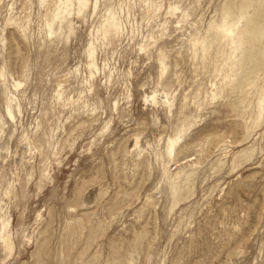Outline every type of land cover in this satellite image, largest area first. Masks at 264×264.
<instances>
[{
  "label": "clouds",
  "instance_id": "9594fccd",
  "mask_svg": "<svg viewBox=\"0 0 264 264\" xmlns=\"http://www.w3.org/2000/svg\"><path fill=\"white\" fill-rule=\"evenodd\" d=\"M214 3L60 0L57 4L38 0L45 15L40 17L36 39L42 50L57 49L59 63L53 69L47 56H42L35 66L26 65L22 73L15 74L0 65V142L6 135L9 141L0 148L4 154L0 163L8 165L16 158L11 144L22 133L18 143L27 149L24 155L29 166L24 178L30 187L43 181L47 184L35 188L31 216L27 211L18 213L6 203L20 183L18 173H12L14 179L0 198V264H127L126 258L112 255L114 236L124 233L130 238L128 226L135 225L138 216L141 224L152 217L160 227L175 224L174 232L185 221L186 227L194 229L193 206L204 204L209 190L217 185L224 192H238L245 204L242 217H264V34L259 38L257 66L246 71L247 52L241 35L246 17L225 27L226 20L217 19ZM22 35L24 43L32 46L33 34L26 25ZM6 43L0 37V59ZM217 43L228 51L217 53ZM242 76L246 86L237 116L241 133L222 152L220 147L215 149L221 152L219 156L204 159V153L197 150L178 160L185 133L167 139L159 136L154 148L149 144L143 150L153 149L159 178L142 183L137 175L134 179L121 177L117 183L108 176L92 190L93 199L84 198L78 205L70 203L72 195L62 192L63 202L55 205L63 210L54 237L58 247L51 256L41 255L52 218L47 197L58 187V179L76 187L68 178L85 154V146L91 155L97 140L116 129L122 105L133 115L138 107L149 122L156 111V122L166 124L165 117L173 118L184 108L199 109L202 104L223 100L225 90ZM34 78L43 92L32 90ZM145 78L153 81V88L145 85ZM114 80L123 95L112 98L110 109L102 98L99 106L90 103L94 97L111 95ZM101 112L105 122L94 136L73 139L81 127V115L97 118L98 123ZM192 131L189 126L187 132ZM130 147L140 149L141 138L135 137ZM96 197L101 198L99 208ZM177 219L179 223H175ZM37 254L39 259H34ZM166 261L167 256L161 264ZM250 264H264V250H258Z\"/></svg>",
  "mask_w": 264,
  "mask_h": 264
},
{
  "label": "rangeland",
  "instance_id": "374dc122",
  "mask_svg": "<svg viewBox=\"0 0 264 264\" xmlns=\"http://www.w3.org/2000/svg\"><path fill=\"white\" fill-rule=\"evenodd\" d=\"M59 4L60 0H55ZM213 7L217 9V19L226 20L225 27L234 24L241 17H246L241 35L246 46V71H251L257 66L259 52L261 50L260 36L264 34V3L261 0H215ZM53 12L56 9H52ZM45 13L39 8L38 0H0V37L7 43L4 45L3 58L0 65H4L13 74L25 70L26 65H34L47 56L48 64L55 69L59 63V53L55 47L42 50L36 39V32L40 26V17ZM31 20V23H29ZM27 26L28 32L33 34L32 46L24 43L22 29ZM54 29L57 27L53 25ZM217 53H226L225 45L217 43ZM145 85L151 89L153 81L145 78ZM246 86L245 77L229 87L224 92V99L213 104H202L199 109L195 106L178 111L173 118H167L166 124H158V113L152 112V120L139 113L136 107V115L127 107L121 106L118 119L121 122L116 129L102 140H97L92 154H85L79 164L72 170V176L68 178L76 184L70 188L68 182L63 184L58 179V187L51 190L47 197L52 218L49 222L48 234L44 237L47 242L42 245L41 255L51 256L58 247L55 234L59 231L60 216L63 210H57L56 204L63 202L62 192H68L74 197L70 203L79 204L82 199H93L92 190L103 183L108 176L114 182H120L121 177L134 179L141 176L142 183L159 178V170L154 166L155 155L153 149H147L149 144L155 147L159 136L175 137L185 133L184 143L177 150V159L186 158L197 150L204 153V159L212 155L219 156L227 147L228 141L235 140L240 136L241 127L237 116L241 111L239 103L241 92ZM32 90L43 92L37 81L32 84ZM3 90L0 89V109L3 105ZM111 95L92 98L90 103L100 104L104 101L106 108L110 109L113 97L123 95V90L114 80ZM31 96V92L29 94ZM109 115H111L109 111ZM81 127L75 136L90 139L105 122L104 113L98 114L97 118L81 115L79 118ZM203 125V126H200ZM189 126L192 132H187ZM27 124L25 123V128ZM55 127V125H53ZM69 126H65L67 131ZM10 134V133H9ZM19 135L12 141L11 147L16 157L9 161L8 165L0 163V198L9 181L13 180L12 173H18L20 183L13 190L12 197L6 203L18 213L28 212L31 216L30 205L35 200L36 187H43L47 181L40 185L27 183L25 173L27 168L26 147L20 145ZM141 138V148L133 151L130 144L134 143L135 137ZM7 135L0 148L8 146ZM220 147L221 152L215 149ZM143 151V155L141 152ZM4 156L0 153V159ZM20 157H23L21 159ZM62 179V178H61ZM210 195L204 204L197 202L194 205L196 227H186L187 221L180 226L178 231H172V227L165 224L164 227L157 225L152 217L143 224L141 217H137L135 225L129 224L131 232L129 238L124 233H118L110 241L111 252L114 258H126L127 264H161L167 256L166 264H250L251 258L258 250H264V217L251 220L241 216L245 208L244 201L239 198L237 191L224 192L221 186H213ZM217 197H220L217 199ZM97 207L100 205V197H96ZM206 205V206H205ZM203 209V211H201ZM188 215V213H185ZM23 217L18 223L22 222ZM175 223H179V219ZM259 225V227H258ZM137 227L139 230H137ZM243 253V255H241ZM39 259V254L34 256Z\"/></svg>",
  "mask_w": 264,
  "mask_h": 264
}]
</instances>
